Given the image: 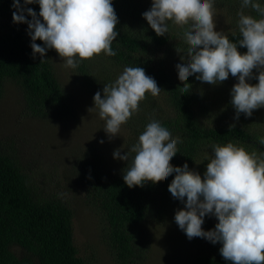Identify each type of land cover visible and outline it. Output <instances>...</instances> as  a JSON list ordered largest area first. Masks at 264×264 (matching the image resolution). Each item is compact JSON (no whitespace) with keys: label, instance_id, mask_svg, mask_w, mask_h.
Here are the masks:
<instances>
[{"label":"clouds","instance_id":"obj_1","mask_svg":"<svg viewBox=\"0 0 264 264\" xmlns=\"http://www.w3.org/2000/svg\"><path fill=\"white\" fill-rule=\"evenodd\" d=\"M34 3L39 4V16L25 7ZM24 5L14 0L13 21L28 24L34 56L43 57L47 49H54L64 67L76 69L80 61L100 54L117 55L112 43L119 35V21L112 0H24ZM246 8L264 17V6L258 0H242L237 13L241 38L237 42H230L228 36L216 31L214 0H153L150 10L143 13L157 36L169 32V21L184 28L187 62L181 56L184 63L176 65L181 82L195 74H199L197 80L212 85L223 83L229 74L238 78L231 101L237 119L241 113L251 117L253 110L264 107V18L246 15ZM37 40L43 41L45 47L36 44ZM238 47L247 52L241 54ZM254 70L258 76H254ZM250 79H258V83L250 84ZM190 87L184 83L179 91L188 93ZM160 92L157 82L146 75L144 68L125 67L113 83L105 84L103 98L99 91L95 94V107L89 112L98 111L111 140L139 111L146 93L156 97ZM179 142V137L173 139L171 132L153 119L126 155L116 150L114 158L126 162L135 153L124 170L127 186L143 187L149 181L157 184L175 172L168 190L185 203L174 219L187 237L220 243L222 257L231 264H264V157L231 142L213 145L214 157L207 162L202 178L187 163L182 167L171 164ZM259 143L264 145V137ZM209 215L215 216L218 223L205 231L202 225Z\"/></svg>","mask_w":264,"mask_h":264},{"label":"trees","instance_id":"obj_2","mask_svg":"<svg viewBox=\"0 0 264 264\" xmlns=\"http://www.w3.org/2000/svg\"><path fill=\"white\" fill-rule=\"evenodd\" d=\"M258 2L264 6V0ZM13 3L14 0H0V99L6 83L11 81L19 86L29 116H55L63 120L77 116L73 101L63 89L49 59L51 49H47L43 57L40 54L34 56L28 24L13 21V12L16 11ZM112 3L119 21L116 28L119 35L112 43L117 55H100L121 70L129 66L144 68L146 75L154 78L158 87L168 92V104L173 112V115L163 116V110L156 105L154 97L146 93L139 111L131 119L134 139L129 142L128 150L138 143L140 134L154 119L171 132L173 139L179 137L182 141L177 144L178 152L171 160L174 167L187 163L192 170L202 147L207 144L223 146L231 142L249 153L264 157V145L259 143L264 135L252 130L244 121L217 128H208L200 123L196 112L199 95L191 79L181 82L170 73L164 58L161 61L157 56L160 52L166 54L176 36L170 30L164 36H157L143 17L151 5L145 7L141 0H112ZM20 4L25 6L24 0H20ZM25 7L32 8L39 16L38 3ZM250 14L256 19L264 18L254 10ZM25 16L28 21L32 20L26 11ZM127 17L140 20L139 34L130 25L125 26ZM121 25L125 29L121 30ZM228 38L230 42H237L241 37L237 32ZM35 43L45 47L41 40ZM238 50L241 54L247 52L243 47H238ZM90 64L91 60L80 61L77 68L84 78L85 88L95 87L96 91H89H94V96L99 91L103 98V90L97 89L101 81L93 76ZM184 83L191 85L188 93L179 91ZM89 153V158L82 161L80 173L91 203L99 213L103 241L117 264H144L148 254L142 239L149 238L144 229L138 228L144 226L156 198L169 189L176 173L157 184L149 181L143 187L129 188L123 179L127 165L116 176L107 169L98 150L91 149ZM134 155L131 154L128 164ZM211 217L215 216L204 218L202 228L205 231H209ZM198 238L209 244L210 252L197 254L183 264H231L222 257L220 243L213 244L202 237H197V241ZM0 264H87L74 244L71 208L60 199H40L30 177L14 154L3 145L0 146Z\"/></svg>","mask_w":264,"mask_h":264},{"label":"rangeland","instance_id":"obj_3","mask_svg":"<svg viewBox=\"0 0 264 264\" xmlns=\"http://www.w3.org/2000/svg\"><path fill=\"white\" fill-rule=\"evenodd\" d=\"M141 2L146 7L149 4L152 6L153 0ZM241 2L242 0H214L216 31L226 36L239 32L237 13L241 10ZM251 10L246 8L244 13L251 15ZM124 21L125 26L130 25L139 34L140 20L127 17ZM168 24L171 34L176 38L166 54L160 52L157 56H160L161 61L164 58L170 73L178 78L176 65L184 63L181 56H185L187 62L184 28L171 21ZM125 26L121 25L120 29H125ZM49 59L63 89L73 101L77 116L64 120L55 116H29L19 86L9 81L0 99V146H5L14 154V158L33 182L40 199H60L71 208L74 244L79 256L87 264H117L103 241L101 219L82 183L80 168L82 161L89 158L90 150L96 149L101 153L107 169L118 176L129 161L114 158V152L120 149L121 155L127 154L129 142L134 139L131 124L133 116L121 126L120 133L110 140L104 130L105 122L99 118L98 111L89 112L90 108L95 107L96 88L89 89L94 91L87 90L79 69L64 67L63 59L54 49L49 51ZM90 66L93 76L101 81L97 84V89L101 90L105 84L113 83L123 72L104 55L91 59ZM253 74L258 76V71L254 70ZM196 75L199 74L189 78L199 95L196 112L201 124L208 128H217L237 124L241 120L252 130L264 135V107L253 110L251 117L241 113L239 119L236 118V109L231 101L232 88L238 83L237 77L229 74V78L223 83L212 85L197 80ZM248 82L255 85L258 79H250ZM168 98V92L164 89L154 97L156 105L163 110V116L173 115ZM213 157V145H204L192 171L198 172L203 178L207 162ZM62 193L66 195H60ZM184 208L185 203L174 198L168 189L158 195L144 226L138 228L144 229L149 238L142 239L145 240L148 254L144 264H183L191 261L197 254L210 252L206 241L199 238L197 241V237L190 240L175 222L176 212ZM217 223V218L211 217L208 229H214Z\"/></svg>","mask_w":264,"mask_h":264}]
</instances>
